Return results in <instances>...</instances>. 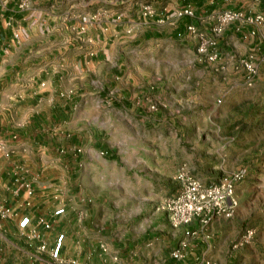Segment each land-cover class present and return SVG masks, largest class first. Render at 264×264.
Returning <instances> with one entry per match:
<instances>
[{"label": "crops", "instance_id": "crops-1", "mask_svg": "<svg viewBox=\"0 0 264 264\" xmlns=\"http://www.w3.org/2000/svg\"><path fill=\"white\" fill-rule=\"evenodd\" d=\"M0 2V264H220L226 253L215 251L219 218L174 228L154 209L178 194L187 149L149 137L162 119L131 101L140 94L130 89L127 61L144 74L161 47L169 56L178 47L182 57L168 59L164 80L171 96L186 93L201 82L195 69L193 76L176 71L189 62L200 67L185 57L199 46L187 25L210 36L227 11L241 18L218 41L221 63L253 49L264 60V26L254 20L264 0H29L25 8L20 0ZM147 6L154 15H144ZM187 7L195 17L179 18ZM206 177L204 183L221 178ZM125 194L141 196L134 211L153 210L159 226L113 229L101 209L110 207L109 196ZM61 207L65 215L55 218ZM25 216L31 224L21 228ZM59 234L65 240L55 261L50 250ZM184 240L189 251L177 262L171 253Z\"/></svg>", "mask_w": 264, "mask_h": 264}, {"label": "rangeland", "instance_id": "rangeland-1", "mask_svg": "<svg viewBox=\"0 0 264 264\" xmlns=\"http://www.w3.org/2000/svg\"><path fill=\"white\" fill-rule=\"evenodd\" d=\"M252 52L260 55L253 49L243 56L230 54L223 63L220 60L215 65L198 62L200 67H195L189 62L181 70L177 68V73L189 76L194 75L195 69L201 82L188 84L194 86L186 93L181 91L173 96L167 91L164 78L168 59L182 57L183 52L180 53L178 47L170 56L161 47L155 57L158 62L146 66L144 74L129 59L127 61L134 78L130 89L140 94L131 101L144 108L147 115L162 119L150 133H153L149 136L151 139L164 141L165 147H186L187 168L192 174H204L203 181H209L206 176L212 173L215 179L235 173L243 176L236 191L237 210L232 216L219 217L215 222V251L226 253L218 259L220 264H264V64L258 57L256 65L261 79L248 86L245 63ZM185 54L187 59L198 61V53ZM209 106L214 111L206 112ZM200 130L204 131L203 136ZM174 140H179V144ZM112 141L118 142L119 137ZM140 197L109 196L110 207H102L101 216L112 221L113 229L159 226V216L153 210L134 211ZM119 198H122L120 206ZM161 204L155 211L163 212L159 209ZM204 240L210 239L204 237Z\"/></svg>", "mask_w": 264, "mask_h": 264}, {"label": "built area", "instance_id": "built-area-1", "mask_svg": "<svg viewBox=\"0 0 264 264\" xmlns=\"http://www.w3.org/2000/svg\"><path fill=\"white\" fill-rule=\"evenodd\" d=\"M28 1L29 0H20V6L22 8L27 7ZM3 4L4 2H0V8ZM154 14L155 10L151 6L145 8V16H152ZM178 17L194 18L195 12L193 8L187 7L178 11ZM240 18L241 14L233 13L232 11L220 14L216 19L210 36L200 31L193 23L187 25L188 32L199 39L197 52L199 62L215 65L219 61L218 40L220 35L231 23ZM254 20L264 26V13L258 14ZM258 57L260 56L257 55V52H252L246 60L245 69L247 71L246 82L248 86H252L259 77L260 71L256 65L260 60ZM177 180L180 183L178 194L164 200L159 207L160 210L167 214L169 223L174 228L190 226L196 221L199 222L201 227H206L213 219L232 216L239 206L236 191L237 186L243 180V176L239 173L223 176L215 182L204 183L200 179L194 177L186 166H183L177 174ZM28 193L30 195L33 193L30 187H28ZM6 212L9 211L7 210L5 213ZM65 213V207H61L55 211L54 217L60 218L64 216ZM80 217L83 219L85 213L81 214ZM38 223L46 224V226L49 227L48 222L44 219H39ZM30 224L31 219L28 216L23 217L20 222L21 228H27ZM186 234L190 236L195 234V232L188 230ZM247 235L250 236L251 232L248 231ZM64 240L65 235L59 234L54 248L50 250V255L55 261L61 260ZM187 247L188 242L186 240L181 241L178 247L172 251L171 257L177 262L183 261ZM40 249L46 251V244L43 243ZM100 249L103 253H107L108 251L105 244H101ZM114 260L118 261V257L115 256ZM72 263L77 264L76 261H72ZM206 264L211 263L206 262Z\"/></svg>", "mask_w": 264, "mask_h": 264}]
</instances>
